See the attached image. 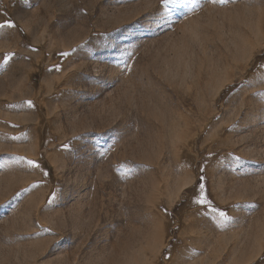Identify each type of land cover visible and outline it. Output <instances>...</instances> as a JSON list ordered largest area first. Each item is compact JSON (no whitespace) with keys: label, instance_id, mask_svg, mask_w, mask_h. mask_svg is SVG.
<instances>
[{"label":"rangeland","instance_id":"374dc122","mask_svg":"<svg viewBox=\"0 0 264 264\" xmlns=\"http://www.w3.org/2000/svg\"><path fill=\"white\" fill-rule=\"evenodd\" d=\"M160 7L0 0V264H264V0Z\"/></svg>","mask_w":264,"mask_h":264},{"label":"snow or ice","instance_id":"6c2138e0","mask_svg":"<svg viewBox=\"0 0 264 264\" xmlns=\"http://www.w3.org/2000/svg\"><path fill=\"white\" fill-rule=\"evenodd\" d=\"M27 2V0H25ZM213 2H216V0H213ZM220 3H224L225 0H219ZM197 0H160L161 7L158 9L155 13H153L150 17H145L146 23L144 24V28L147 31H152L155 28H163L165 25H168L171 21L173 16H184L186 17L188 12L194 11L196 7ZM17 28V25L10 19H5L3 22H0V37L4 35L3 30L4 29H15ZM32 51H36L35 48L32 49ZM76 50L74 49L73 52ZM61 57H68L71 55L69 52H61L59 53ZM15 54L10 53L6 54L3 58V62L0 63V70H6L7 65L10 61L13 60ZM56 71H59V67L57 66ZM51 71V69H49ZM9 107H14L18 110H24V109H33L35 108V105L31 100L25 101L21 104L17 105H10ZM12 139H20L19 137H13ZM25 139L27 137L25 136ZM63 149L67 150L69 146L67 144L62 146ZM93 151H97L96 146H93ZM102 155V153H97ZM236 164H241L242 161L239 157L233 158ZM15 163L20 164L25 170L31 171V170H39L41 168L40 163L34 160L25 159L24 157H17L15 159ZM129 171H136V169H129ZM203 171V169H201ZM43 176H47V172L41 173ZM200 180L203 181L204 177L201 176ZM33 187H37V185H33ZM25 192L28 190L25 189ZM20 193H17V196H19ZM56 199L55 194L50 198L49 203L54 201ZM192 203L197 206H203L208 205L211 206V201L208 200L206 192H205V186L203 183H200L198 185V192L194 194V197L192 199ZM236 207H243V208H255V205L245 204L243 206L237 205ZM216 213L217 219L214 220V223L219 227L221 230H226L230 226H234V218L229 216V214L225 211H217L213 210ZM199 214V213H198ZM170 258V255H166L165 259Z\"/></svg>","mask_w":264,"mask_h":264}]
</instances>
